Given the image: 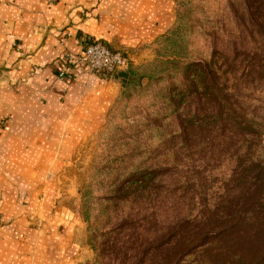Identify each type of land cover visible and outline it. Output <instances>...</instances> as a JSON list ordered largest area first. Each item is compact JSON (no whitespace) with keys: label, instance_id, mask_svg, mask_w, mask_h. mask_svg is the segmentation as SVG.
I'll use <instances>...</instances> for the list:
<instances>
[{"label":"rangeland","instance_id":"rangeland-1","mask_svg":"<svg viewBox=\"0 0 264 264\" xmlns=\"http://www.w3.org/2000/svg\"><path fill=\"white\" fill-rule=\"evenodd\" d=\"M172 3L165 31L143 37L141 46L113 48L99 41L128 60L111 80L117 94L96 124L75 133L47 171L40 170L75 201L86 257L80 264H151V245L169 264L187 248L182 234L193 240L204 211L226 212L264 198V80L247 73L263 49L262 40L241 26L244 0ZM214 50L229 55L236 73L228 86L239 87L245 113L261 126L260 140L251 149L239 143L233 154L225 132L216 142L198 138L183 122L186 104L174 108L172 102L184 68L210 62ZM244 155L252 163L242 169ZM31 168L38 172L40 166ZM183 259L209 264L193 251Z\"/></svg>","mask_w":264,"mask_h":264},{"label":"crops","instance_id":"crops-1","mask_svg":"<svg viewBox=\"0 0 264 264\" xmlns=\"http://www.w3.org/2000/svg\"><path fill=\"white\" fill-rule=\"evenodd\" d=\"M171 5L172 0H0V264L85 261L75 201L41 171L75 133L101 119L117 94L111 83L117 76L89 74L63 58L80 54L93 40L139 47L143 37L165 31ZM33 165L40 166L38 172Z\"/></svg>","mask_w":264,"mask_h":264},{"label":"trees","instance_id":"trees-1","mask_svg":"<svg viewBox=\"0 0 264 264\" xmlns=\"http://www.w3.org/2000/svg\"><path fill=\"white\" fill-rule=\"evenodd\" d=\"M244 10L241 26L262 40L263 49L257 65L251 66V72L247 73L257 74L264 80V0H244ZM220 59H225L224 66L217 65ZM235 73L229 55L214 50L210 62L191 63L184 68L177 100H172L174 108L186 104L182 110V113L187 112L183 122L196 132L198 138L207 139V143L216 142L222 137L220 132H225L231 154L237 151L239 143H245L251 149L262 134L260 124L245 113L247 104L239 87L228 86V76ZM245 155L242 169L252 163ZM257 181L255 179L254 183ZM262 197L226 212L204 211L192 233L193 240H188L184 232L181 240L187 248L169 264H183V257L189 256L191 251L209 264H264ZM151 246L148 247L151 257L148 262L167 264L163 260V250L158 245ZM127 253L126 249L122 255L127 257Z\"/></svg>","mask_w":264,"mask_h":264},{"label":"built area","instance_id":"built-area-1","mask_svg":"<svg viewBox=\"0 0 264 264\" xmlns=\"http://www.w3.org/2000/svg\"><path fill=\"white\" fill-rule=\"evenodd\" d=\"M63 60L65 64L83 68L89 74H104L109 77L115 72L117 75L123 72L128 64V60L122 53L110 50L99 41L85 43L80 54L67 53ZM58 77L65 79V71L59 72Z\"/></svg>","mask_w":264,"mask_h":264},{"label":"water","instance_id":"water-1","mask_svg":"<svg viewBox=\"0 0 264 264\" xmlns=\"http://www.w3.org/2000/svg\"><path fill=\"white\" fill-rule=\"evenodd\" d=\"M117 76V72L111 76L112 79H114Z\"/></svg>","mask_w":264,"mask_h":264}]
</instances>
